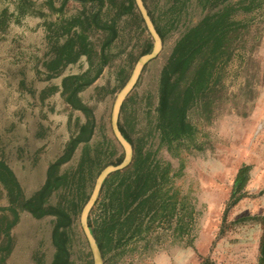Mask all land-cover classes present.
I'll use <instances>...</instances> for the list:
<instances>
[{
    "label": "rangeland",
    "instance_id": "374dc122",
    "mask_svg": "<svg viewBox=\"0 0 264 264\" xmlns=\"http://www.w3.org/2000/svg\"><path fill=\"white\" fill-rule=\"evenodd\" d=\"M31 1L32 13L21 16L17 22L11 21L4 31L0 30V156L15 173L25 196L41 187L49 164L61 158L70 137L78 131L76 121L83 123L86 119L81 110L65 100L60 89L50 93V87L59 86L65 76L83 73L88 67V60L82 54L57 74L47 77L49 71L44 61L50 56L53 30L57 27L49 23L59 16L72 17L88 11L89 2L66 0L58 11L54 8H59L63 0H52L51 6L49 0ZM237 1L226 2L237 6L252 4L253 7L245 11L238 7L229 16L245 24L235 41L240 53L220 72L223 86L218 85L211 91L213 99L208 109L201 105L189 108L188 119L194 128L192 137L180 143L174 140L160 144L158 133H151L144 149L150 150L158 164L168 170L162 197L155 206L157 210H153L146 222L148 229L138 233L132 228L128 235L132 232L133 237L125 241V236L119 246L113 247L110 243L103 252L99 249L101 264H196L204 259L213 264H241L244 260L245 264H257L256 240L263 233V227L258 231L247 224L255 220H246L244 229L243 222L229 218V214L219 222L206 223L202 218L204 212L209 215L212 210L213 202L209 199L212 193L228 196V201H224L228 204L245 192V184L234 192L236 182L245 181V164L260 167L264 180V0ZM157 2L155 16L171 4V0ZM16 3L17 0H0V14L3 9L14 11ZM216 7L203 8L199 0H188L177 16L176 26L166 32L163 40L160 38L158 53L146 62L144 70V65L139 70L127 93L134 90V94L125 104L127 114L134 121L135 134L146 133L147 126L155 121L153 109L158 100L160 70L176 39ZM164 16L161 14L160 22ZM149 34L147 26L140 34L135 22L123 16L117 22L116 38L108 48L107 63L91 83L78 91L77 95L87 108H91L94 119V131L89 140L92 148L98 146L103 151V146L109 142L121 150L111 125L114 102L122 88L118 87L119 78L123 76L120 69L124 66L123 73L129 71L127 80L132 77L138 59L133 65L129 60L140 53ZM89 38L98 49L103 34L95 30L89 32ZM63 39L59 37L60 41ZM119 119L124 120L121 107ZM81 147L79 144L70 157L60 163V172L76 165ZM110 148L101 153L102 162L110 156ZM229 178L222 189L221 185ZM94 184L95 181L87 182L90 194ZM261 192L264 191L259 194ZM230 193L233 194L229 197ZM97 198L87 214L88 228L93 236V217L100 213L99 207L92 210ZM48 200L55 204L56 194L53 192ZM7 204L8 197L0 185V207ZM161 204L162 209H159ZM6 214L11 215L8 211ZM18 216L10 230L13 243L6 264H49L55 252L51 240L55 216L36 218L26 210H19ZM66 235L68 261L85 264L91 260L93 264V253L82 227L81 210ZM244 235L243 254L240 247L234 246ZM207 236L213 237L211 241L206 240ZM200 237L204 238V246L198 249L196 240ZM3 241L1 237L0 243Z\"/></svg>",
    "mask_w": 264,
    "mask_h": 264
},
{
    "label": "trees",
    "instance_id": "16d2710c",
    "mask_svg": "<svg viewBox=\"0 0 264 264\" xmlns=\"http://www.w3.org/2000/svg\"><path fill=\"white\" fill-rule=\"evenodd\" d=\"M66 0H63L59 8L61 10ZM89 2L88 11L72 17H61L49 24H57L55 35L49 48L50 56L44 61L47 77L60 72L69 62L75 61L84 54L88 60L87 69L80 74L65 76L61 84L52 85L50 93L60 89L61 95L74 108L81 110L86 119L83 123L76 121L78 131L73 134L60 159L50 163L47 169L46 179L41 187L30 196H25L23 188L15 173L8 163L0 156V185L8 197L7 206L0 207V264H6V259L12 250L13 237L11 228L18 220L19 210H26L36 218L44 215H54L55 223L51 240L55 246L53 258L49 264H75L68 261L67 229L73 222L75 215L82 210L89 198L90 190H87V182H94L97 175L108 164H117L124 157V150H119L117 145L109 142L103 151L98 146L92 148L89 140L94 131V119L91 108H87L77 95L78 91L91 83L100 73L102 66L107 63L108 48L117 35V22L123 16H128L135 22L139 33L145 29V21L135 0H81ZM188 0H171L167 9L154 15L158 4L157 0H143L148 15L151 17L157 33L163 40L165 34L177 24V16L185 8ZM202 7L215 5L210 14L205 15L196 24L190 26L178 39L163 64L158 78V100L153 110L156 111L154 123L147 126V132L135 134L134 121L127 114L125 104L134 94V90L127 94L121 104L123 122H118V127L123 136L131 145L132 155L130 162L123 168L116 170L103 180L96 205L100 213L93 217V231L97 245L101 252L104 247L119 246L121 240L125 241L133 234L141 233L148 229V219L157 207L162 195V186L167 177V169L158 164L153 153L144 149L152 132L159 135V143H171L192 137L194 128L188 119L189 108L201 105L205 109L212 103L211 91L221 85V70L231 62L233 56H237V36L245 22H236L229 16L231 12L239 8L251 10L253 5H240L226 2L227 0H199ZM242 0H238L240 2ZM52 5V0H49ZM105 8L102 11L103 8ZM177 12L173 14V12ZM33 12L31 0H17L15 10L9 12L3 9L0 14V30L6 28L11 21L17 22L27 13ZM161 14L164 20L159 21ZM12 19V20H11ZM162 19V18H160ZM99 31L103 34L101 46L94 48V42L89 38V32ZM63 37V40H59ZM152 37L144 39L142 50L131 57L129 62L133 65L139 56L148 53L152 49ZM240 49V48H239ZM243 52V51H242ZM146 64V63H145ZM145 64L142 68L144 70ZM124 72V66L120 69L119 88L123 87L129 78ZM123 73V74H122ZM141 76V75H140ZM140 78V77H139ZM223 84L221 85V87ZM117 89V88H116ZM45 96V95H44ZM43 96V97H44ZM208 107V108H206ZM82 144L80 157L74 167L59 171L60 163L69 158L71 153ZM110 149V156L101 161V153ZM112 156H114L112 158ZM247 167H245V170ZM241 183L239 182L240 187ZM55 193V204L49 202L48 197ZM156 206V207H155ZM162 209V204L159 206ZM157 208L154 210V212ZM6 211L11 215L6 214ZM193 214V213H192ZM190 216V221L193 215ZM251 219V218H250ZM263 219L264 216L260 217ZM89 219V224H90ZM188 231V230H187ZM113 241V242H112ZM85 264H91V260ZM196 264H213L204 259ZM258 264H264V224L263 235L259 246Z\"/></svg>",
    "mask_w": 264,
    "mask_h": 264
},
{
    "label": "crops",
    "instance_id": "0c3cea01",
    "mask_svg": "<svg viewBox=\"0 0 264 264\" xmlns=\"http://www.w3.org/2000/svg\"><path fill=\"white\" fill-rule=\"evenodd\" d=\"M245 167H247V172H245V181L241 182L240 187L242 184H245V192L241 193L237 196H235L232 201H230L228 204H226L224 201L225 199L227 200V197L224 198L222 195L217 193H212L210 196V200L213 202V204L210 205L211 207V212H209V215L205 214L203 215V219H205L206 223L207 222H219V220L225 219L227 214H229V218L231 219H236V221H242V226L245 229V221L250 219V220H255V221H249L247 223L248 225H252L253 227L256 228V230L260 231L261 226L263 227L264 221L263 219H260V217L264 216V192L259 194L260 191H264V180H263V175L261 176L259 169L260 167L254 166V165H248L245 164ZM262 172V171H261ZM230 181V178L227 179L225 184L221 185L222 189L227 186V183ZM239 182L235 184L234 186V192L237 191L239 185ZM224 183V182H223ZM233 193H230L229 197L232 196ZM259 194V195H258ZM228 201V200H227ZM224 202V203H223ZM223 204H225L223 206ZM201 218V219H202ZM201 233H203L201 231ZM205 233V232H204ZM263 233H260L259 239L256 240V250L259 251V246L261 242ZM211 239L213 237L207 236V239ZM205 240V241H206ZM204 238L200 237L197 238L196 240V246L198 249H200L203 245ZM238 242L234 248L240 247L243 250V254L245 253V235L240 241H235ZM245 264V260L243 263ZM258 264V261H257Z\"/></svg>",
    "mask_w": 264,
    "mask_h": 264
},
{
    "label": "water",
    "instance_id": "95a60500",
    "mask_svg": "<svg viewBox=\"0 0 264 264\" xmlns=\"http://www.w3.org/2000/svg\"><path fill=\"white\" fill-rule=\"evenodd\" d=\"M136 4L143 16V19L146 23V26L152 36L153 39V45H152V49L150 52L145 53L143 55H141L136 63V67L134 69V72L132 74V77L127 80V82L125 83V85L120 89V91L118 92L115 102H114V106H113V110H112V115H111V125H112V130L113 133L117 139V141L120 143V145L122 146L123 150H124V157L123 159L117 163V164H108L106 165L104 168L101 169V171L99 172V174L97 175L96 179H95V184L93 187V190L88 198V200L86 201V203L84 204L82 210H81V221H82V227L83 230L86 234V237L88 239V242L90 244L92 253H93V264H101V256H100V251L97 245V242L94 238V236L92 235V233L90 232L89 228H88V224H87V214L88 211L92 205V203L94 202L98 192H99V188L103 182V180L106 178L107 175H109L110 173L119 170L123 167H125L131 159V155H132V149H131V145L128 142V140L123 136V134L121 133L119 127H118V114L120 111V107L121 104L125 98V96L127 95V93L131 90L132 86L134 85V82L136 80V77L138 75L139 70L141 69V67L147 62L149 61L151 58H153L159 51L160 49V44H161V40L160 37L157 33V31L155 30L152 21L150 20L147 11L143 5L142 0H135Z\"/></svg>",
    "mask_w": 264,
    "mask_h": 264
}]
</instances>
